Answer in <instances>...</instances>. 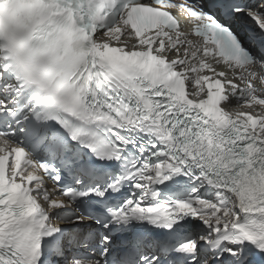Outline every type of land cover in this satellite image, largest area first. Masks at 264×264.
Masks as SVG:
<instances>
[{
	"label": "snow or ice",
	"instance_id": "snow-or-ice-1",
	"mask_svg": "<svg viewBox=\"0 0 264 264\" xmlns=\"http://www.w3.org/2000/svg\"><path fill=\"white\" fill-rule=\"evenodd\" d=\"M0 264H264V0H0Z\"/></svg>",
	"mask_w": 264,
	"mask_h": 264
}]
</instances>
